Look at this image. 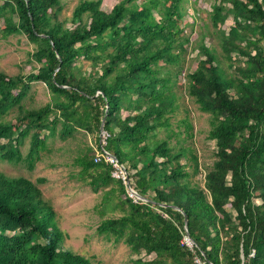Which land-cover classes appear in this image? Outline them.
Masks as SVG:
<instances>
[{
  "label": "trees",
  "instance_id": "16d2710c",
  "mask_svg": "<svg viewBox=\"0 0 264 264\" xmlns=\"http://www.w3.org/2000/svg\"><path fill=\"white\" fill-rule=\"evenodd\" d=\"M135 2L120 0L105 11L102 0H81L69 28L59 20L61 0H0L3 36L24 35L40 65L26 76L0 72V161L32 170L49 139L99 133L104 118V149L135 172L132 187L147 201L132 202L122 182L110 176L111 167L95 163L94 154L79 159L91 190H105L101 204L113 200L112 209L122 213L102 220L97 236L123 243L134 255L154 256L133 264H264V0L210 5V34L219 36L228 68L237 65L232 75L203 43L208 33L193 48L199 60L185 75V90L210 116L208 139L215 146L203 187L189 181L188 168L198 172L190 149L146 143L169 127L177 108L174 89L182 70L173 67L190 42L181 26L183 0ZM33 82L46 86L50 102L23 110ZM14 108L15 122H2ZM184 158L192 164L182 163ZM184 216L192 250L181 244ZM65 237L36 184L0 172V264H91L61 248Z\"/></svg>",
  "mask_w": 264,
  "mask_h": 264
},
{
  "label": "rangeland",
  "instance_id": "374dc122",
  "mask_svg": "<svg viewBox=\"0 0 264 264\" xmlns=\"http://www.w3.org/2000/svg\"><path fill=\"white\" fill-rule=\"evenodd\" d=\"M80 1L61 0L63 9L59 20L66 21V27L72 28L69 20L73 9ZM119 1L102 0L101 8L109 11ZM142 1L136 0L135 4L139 5ZM212 3L213 0H183L182 2L184 17L181 26L190 42L179 66L173 67L174 71L182 70L174 89L177 95V108L170 116L169 127L155 131L146 141L149 146L160 141H167L176 149L181 147L190 149L192 155L197 158L198 172L192 173V168L189 167L188 170L191 172L189 181L200 187H203L204 176L215 160V146L214 142L208 139L211 129L210 116L198 110L197 105L187 96L185 90V75L196 68L199 60L197 50L193 49L199 40V35L208 33L203 43L215 50L221 59L222 68L228 75H232L237 66L228 68L229 61L223 57L219 36L210 34L213 31L209 21ZM154 16L158 19L156 14ZM231 23V19H227L226 25ZM0 27H2L1 21ZM33 51L34 45L29 43L24 35L3 36L0 31V72L9 77L26 76L36 72L40 65L31 58L30 54ZM231 58L234 60L236 55L232 53ZM79 64L83 71H90L87 62L82 61ZM96 68L100 70L98 66ZM49 102L50 94L46 86L41 82H33L21 106L23 110H36ZM17 114L18 109L14 108L2 117L1 121L14 123ZM120 115L124 118L126 113L121 111ZM186 124L191 126L189 131L186 130ZM97 138L99 133L90 135L81 131L76 132L73 138L66 141L51 138L47 141L46 149L40 153V158L34 163L32 170H29L25 163L12 165L0 161V172L8 178H25L36 184L43 200L53 207L57 225L66 236L61 246L63 250H70L84 256L90 259L91 264H133L138 259L150 260L154 257L153 255L148 256L144 252L134 255L123 243L107 242L96 235V227L102 220L122 215L118 210L112 209L113 200L109 204H101L105 190L97 193L91 190L86 184L87 179H84L82 167L78 162L85 155L95 154ZM29 141L30 137H27L20 147L23 157L28 153ZM181 162L192 164L185 158ZM40 179H44V182L38 183ZM254 202L260 203L258 200Z\"/></svg>",
  "mask_w": 264,
  "mask_h": 264
},
{
  "label": "built area",
  "instance_id": "2783aa9c",
  "mask_svg": "<svg viewBox=\"0 0 264 264\" xmlns=\"http://www.w3.org/2000/svg\"><path fill=\"white\" fill-rule=\"evenodd\" d=\"M108 138L109 134L104 130L99 133L98 146H96L95 148L94 162H103L111 167L110 176L122 182L126 189V195L129 199L132 200V202L137 203L138 201H143L135 196V193L137 192L132 187V175L135 172L133 170H130L127 165L120 163L116 157L111 156V154L104 149ZM181 244L187 247L189 250H192L194 246V244L191 242L190 238L187 235L183 236ZM249 257H254V251L251 252ZM195 262L196 264H204L201 263L198 259H196Z\"/></svg>",
  "mask_w": 264,
  "mask_h": 264
},
{
  "label": "water",
  "instance_id": "95a60500",
  "mask_svg": "<svg viewBox=\"0 0 264 264\" xmlns=\"http://www.w3.org/2000/svg\"><path fill=\"white\" fill-rule=\"evenodd\" d=\"M104 121H105V119L103 118V119L101 120V123H100L99 133H100L101 131H103ZM111 156H113V155H111ZM113 157H115V156H113ZM135 196L138 197L139 199L143 200V201H147L145 198L141 197L138 193H135ZM187 226H188V221H187V218L184 216V232H185V234L188 236ZM190 240H191V239H190ZM191 242L193 243L192 240H191ZM193 244H194V243H193Z\"/></svg>",
  "mask_w": 264,
  "mask_h": 264
}]
</instances>
